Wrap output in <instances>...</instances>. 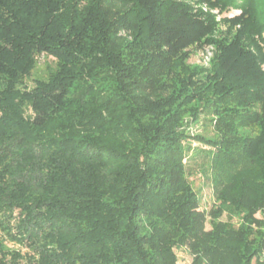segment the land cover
Wrapping results in <instances>:
<instances>
[{
  "label": "trees",
  "instance_id": "trees-1",
  "mask_svg": "<svg viewBox=\"0 0 264 264\" xmlns=\"http://www.w3.org/2000/svg\"><path fill=\"white\" fill-rule=\"evenodd\" d=\"M180 248L264 264V0H0V264Z\"/></svg>",
  "mask_w": 264,
  "mask_h": 264
},
{
  "label": "rangeland",
  "instance_id": "rangeland-1",
  "mask_svg": "<svg viewBox=\"0 0 264 264\" xmlns=\"http://www.w3.org/2000/svg\"><path fill=\"white\" fill-rule=\"evenodd\" d=\"M203 8H207L205 5H203ZM213 13H216V19L219 20L221 15L217 14V10L212 9L211 10ZM237 9H232L228 13H226L228 16H231V14H236ZM221 27V26H220ZM223 27V26H222ZM224 29V28H221ZM212 56V46H205L203 49H198V48H192L191 55L189 57L190 62H195V63H202L207 65L210 58ZM46 74V66H45V57H39V62L36 66V68L33 70L32 75L35 77H40ZM202 147L207 148L206 145H203ZM197 171V169H196ZM192 182L194 183L195 188H198L200 190L201 198L203 201V205L205 207H209L210 203L212 202V195H211V188L210 184L205 179L202 175H200L199 171L195 172L192 175ZM257 216H260V213L256 214ZM227 216L225 213L221 216V219H226ZM205 227L207 229L210 228V225L208 222H206ZM177 251V263L178 264H189L191 261V255L187 251L186 248H180Z\"/></svg>",
  "mask_w": 264,
  "mask_h": 264
},
{
  "label": "built area",
  "instance_id": "built-area-1",
  "mask_svg": "<svg viewBox=\"0 0 264 264\" xmlns=\"http://www.w3.org/2000/svg\"><path fill=\"white\" fill-rule=\"evenodd\" d=\"M237 13H239V10L237 9ZM233 14H231V16H232ZM263 257H264V251H263Z\"/></svg>",
  "mask_w": 264,
  "mask_h": 264
}]
</instances>
